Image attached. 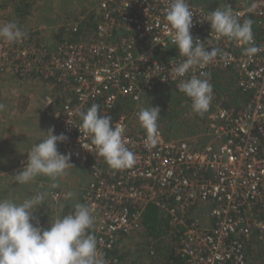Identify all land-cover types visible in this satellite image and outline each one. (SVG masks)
Instances as JSON below:
<instances>
[{
    "label": "built area",
    "instance_id": "2783aa9c",
    "mask_svg": "<svg viewBox=\"0 0 264 264\" xmlns=\"http://www.w3.org/2000/svg\"><path fill=\"white\" fill-rule=\"evenodd\" d=\"M7 2L0 0V10ZM168 3L102 0L91 38L75 43L64 37L54 52L29 44L26 36L16 43L0 38V75L41 78L67 94L55 111L54 134L67 136L58 151L71 154L70 163L85 173L81 202L93 209L95 220L89 231L106 264H124V256L131 251L127 249L135 246L137 257L147 255L149 262L159 257L162 247L182 264H253L248 243L253 237L264 240V51L250 58L244 54L247 45L217 40L210 35V24L199 21L201 14L230 5L241 22L252 20L255 44L264 47V0L199 4L188 0L195 13L193 38L227 53L195 73H210L213 86L210 108L203 115L206 143L178 140L158 128L159 141L149 150L145 131L132 124L138 119L140 104L160 88L178 91L179 81L167 78L173 59L177 63L182 59L165 19ZM8 22L0 16V24ZM80 25L81 18L69 30L76 33ZM220 72L233 74L240 95L237 103L211 79ZM183 95L187 101L183 106L191 104ZM94 103L101 107L99 115L110 116L112 125L124 127L127 146L136 157L131 168L113 170L102 157L82 147L90 143L88 138L81 137L79 142L81 121L76 110L86 111ZM45 104L48 111L55 106L52 96L45 97ZM26 160H20L18 168ZM51 197L58 203L66 194L53 191ZM149 206L169 218L171 228L161 237L149 235L144 225ZM39 226L47 228L48 224Z\"/></svg>",
    "mask_w": 264,
    "mask_h": 264
},
{
    "label": "clouds",
    "instance_id": "9594fccd",
    "mask_svg": "<svg viewBox=\"0 0 264 264\" xmlns=\"http://www.w3.org/2000/svg\"><path fill=\"white\" fill-rule=\"evenodd\" d=\"M194 14L188 0H169L165 9V19L173 31L172 43L182 57L178 63L173 59L167 78L179 81L178 91L191 100L192 112L203 116L210 108L213 86L210 73H195L197 69L203 70L214 63L218 56L226 57L227 53H222L212 44L205 47V42L193 38ZM200 16L199 22L207 21L210 35L214 34L217 40L227 38L247 45L244 48L246 56L251 58L264 51V47L255 44L252 20L241 22L240 14L234 13L230 5L217 7ZM25 36L26 32L16 22L0 24V38L9 43L19 42ZM189 73H192L191 77L186 78ZM4 107L0 104V110ZM100 110V105L96 103L86 111L76 110L81 121L77 126L81 133L79 142L81 137L90 140V143L80 144L85 150L102 157L113 170L131 168L136 163V157L127 146L129 141L124 135V127L117 123L112 125V118L99 115ZM137 118L146 134L145 147L151 150L159 141L157 122L160 108L152 105L141 108ZM44 133L46 137L26 152L25 165L13 177L17 184H28L38 176H46L52 181L51 187L56 188L59 178L67 175L68 169L74 168L70 163L71 154H61L57 147L68 139L67 136L54 134V128ZM46 195L37 193L21 203L0 199V264H106L95 235L89 231L95 220L91 206L77 203L70 214L50 220L47 228L39 226L38 222L33 223L36 220L34 213L44 205ZM72 195L69 192L65 198Z\"/></svg>",
    "mask_w": 264,
    "mask_h": 264
},
{
    "label": "crops",
    "instance_id": "0c3cea01",
    "mask_svg": "<svg viewBox=\"0 0 264 264\" xmlns=\"http://www.w3.org/2000/svg\"><path fill=\"white\" fill-rule=\"evenodd\" d=\"M57 1L17 0L18 5L10 3L3 7L0 10V16L10 15L9 18L14 20L26 32L29 44L44 46L54 52L57 51L60 43L66 39L64 37H68V34H70V20L59 19L58 14L54 11L53 3ZM42 7L47 12L39 16ZM92 7L83 8V13L80 15V28L82 24H85L83 32L85 34L83 37L91 36L94 32L91 25L87 23L93 24V20L87 19L95 14L99 20L102 13L96 5L93 4ZM72 11L74 12V10ZM36 18L38 19V23L31 22V20L33 21ZM84 20H87V22ZM90 32L91 34H89ZM83 37H80V39L82 40ZM156 92L147 96L150 104L155 100L153 96L158 95ZM66 95L59 88L44 82L41 78L30 77L20 79L13 74L0 77V104L5 106L3 110H0V199H10L16 203H21L24 199L28 198V192L32 194L36 192L46 193L44 205L39 206L34 213L36 217L35 222H38L40 225H49L50 220L61 218L66 211L74 209L66 204L62 205L55 203L53 200L50 201L51 195L47 192V189L38 187V191L35 190L36 184H34V180L28 184L19 185L14 181L13 177L21 170L17 165L20 160L27 157L26 152L34 144L40 142L43 135L46 134H43V129L46 131L49 128L55 127V111L59 107V104L65 101ZM46 96H52L54 99L55 106L49 111L45 104ZM51 112L53 114H50ZM132 124L134 126V122ZM68 170H73L74 174L81 175V178L77 180L79 186L73 192V197L78 196L81 201L80 194L87 181L85 173L78 166ZM47 178L46 176H38L37 179L41 183L42 181L45 182ZM16 186H26L25 190L23 189V192H26V194L22 195L20 200H18V197L16 198L14 193ZM58 213H60L59 217H53L54 214ZM48 215L52 217L49 218Z\"/></svg>",
    "mask_w": 264,
    "mask_h": 264
},
{
    "label": "rangeland",
    "instance_id": "374dc122",
    "mask_svg": "<svg viewBox=\"0 0 264 264\" xmlns=\"http://www.w3.org/2000/svg\"><path fill=\"white\" fill-rule=\"evenodd\" d=\"M102 0H58L56 3H53L54 11L58 14L59 19L64 18L66 21L70 20V24L77 22L80 20V15L83 13V8L92 7L93 4L99 8V4ZM195 3H214L215 0H193ZM11 2H7L5 6L10 4ZM3 6V7H5ZM2 7V8H3ZM10 7V6H8ZM46 7V6H45ZM50 8V7H49ZM93 8V7H92ZM49 10V9H48ZM74 10V12L72 11ZM47 12V10L42 7L40 9L39 16L44 15ZM5 13V12H4ZM72 13V15H71ZM8 20L11 22H15L14 20L10 19V15H4ZM72 21V22H71ZM31 22L38 23V19H33ZM7 74L0 75L6 76ZM233 74L229 75L224 72H220L217 74H214V76H211V79L215 82L216 79V87L221 93H227L228 95L233 97V100L235 103L240 99V95L238 94L236 90V86L233 82L234 78L232 77ZM158 95H154L153 98L154 101L149 103V98L146 96L143 98L142 103L140 104V109L144 107L154 106L160 108V118L158 120V128L163 130L166 134H168L170 137H173L178 140H191L195 143H198L200 146L204 145L205 142V127H206V120L203 118V116H200L198 114H195L191 110V104H187L186 106H183V104L186 101V97L183 94H180L175 88L173 87H163L157 90ZM149 96V95H148ZM134 127L136 129L142 130L140 127V124L138 122V119L134 121ZM48 130V129H47ZM46 130V131H47ZM43 129V134L44 132ZM45 135V134H44ZM43 135V136H44ZM75 167V166H74ZM73 169V168H71ZM14 172V170H13ZM36 177L34 179V184H36L35 190L40 188L47 189L48 193L53 191H59L63 192L65 194L71 192L73 194L74 189L78 188V178H81V175L74 174L73 170H67V175H65L62 178H59L58 184L59 186L56 188H52L51 184L52 181L47 178L45 182L39 183V179ZM42 180V179H41ZM84 181V179H82ZM26 186H16L14 188V193L16 198L18 197L20 200V197L26 192H23V189L25 190ZM38 191V190H37ZM35 194H32L31 192L27 193V197L34 196ZM52 200V197H50V201ZM59 204H66L67 206L74 209V205L77 203H81L80 198L76 196L75 198L72 197L68 199H63ZM54 216H60V213L54 214ZM49 218H51V215H48ZM264 241V240H263ZM259 242V243H258ZM257 243L259 245H257ZM130 246L134 248L133 242H128ZM161 247V246H160ZM252 254L250 256V260L253 262V264H264V243H261L260 240H256L255 243L251 245ZM128 250H131L130 252H127ZM126 256L123 258L124 264H166V260L169 258L171 254L170 250L167 248L162 249L160 248L159 257L155 260H150L147 255H142L140 257H137V246H135L134 249H127ZM261 261H259V260ZM254 261H258L260 263H254Z\"/></svg>",
    "mask_w": 264,
    "mask_h": 264
},
{
    "label": "trees",
    "instance_id": "16d2710c",
    "mask_svg": "<svg viewBox=\"0 0 264 264\" xmlns=\"http://www.w3.org/2000/svg\"><path fill=\"white\" fill-rule=\"evenodd\" d=\"M9 1L11 3H14L15 5L19 4L17 2V0H8V2ZM20 9H22V8H20ZM20 9H19V11H21ZM87 20H93L94 23L90 24V22H87ZM87 20L86 21L84 20V21L89 23V25H91V27L94 29V27L97 23L96 21L98 20L97 16L94 14V15H92V17H89ZM84 27H85V24H82V27L79 28V31L76 33H72L70 30V32H69L70 34H68V39H70L71 41H73L75 43L80 42V41L85 42V40L89 39L91 36L83 37L85 34V33H83L85 30ZM89 34H91V32ZM80 37H83L82 40H84V41H82L80 39ZM144 225H145L146 230L148 231L149 235L155 236L157 238L161 237L163 233H165L169 228H171L170 221H169V218L167 217V215L162 213L155 206H149L146 209V211L144 213ZM256 240H260V245H261V243H264V241L262 239H259L258 237H253L252 241H250L248 243V246H247V253H248L249 258L251 255L253 256V254H252L253 252L251 250L252 249L251 245L253 243H255ZM258 243H257V245H259ZM159 250H160V248L158 249V251ZM259 261H261V260H259ZM254 263H260V262L254 261ZM166 264H182V263L174 255H170L169 258L166 260Z\"/></svg>",
    "mask_w": 264,
    "mask_h": 264
}]
</instances>
